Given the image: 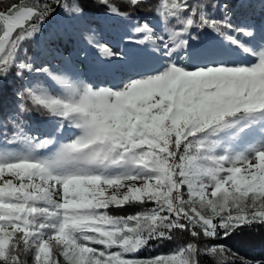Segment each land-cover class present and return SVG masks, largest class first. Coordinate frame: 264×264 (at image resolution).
I'll return each instance as SVG.
<instances>
[{"label":"trees","instance_id":"trees-1","mask_svg":"<svg viewBox=\"0 0 264 264\" xmlns=\"http://www.w3.org/2000/svg\"><path fill=\"white\" fill-rule=\"evenodd\" d=\"M20 8H30L31 15L13 30L14 47L0 59V169L33 166L32 172L18 170L20 181L0 186L5 236L0 264H264V177L239 178L238 188L229 190L221 183L248 158L233 166L224 160L222 170L211 155L226 133L264 121V102L217 104L196 92L171 107L163 122L139 124L120 158L103 116L114 102H124L121 96L136 80L162 90L157 82L171 80L177 65L181 70L230 68L246 92L254 82L264 85V0H0V34L1 17ZM179 10L190 20L182 37L202 39L203 23H213L221 34L212 43L217 48L204 41L198 49L189 45L166 52L157 42L154 51L148 49L144 28L170 39L179 27ZM88 27L96 29L94 38ZM57 39L72 43L73 51L89 52L80 80H89L95 90L72 107L56 102L51 86L45 94L37 86L38 76L75 69L72 51L61 58L50 51ZM103 47L121 59L109 65ZM37 56L45 61L40 68L33 67ZM35 119L43 123L35 125ZM115 155V163L133 156L138 174L162 182L174 194V210L158 192L63 206L33 179L99 168ZM241 157L233 151L224 156ZM120 168L117 163L112 169ZM9 214L27 229L14 227L17 220L4 218ZM57 232L66 238L49 240ZM189 244L190 256L182 255Z\"/></svg>","mask_w":264,"mask_h":264},{"label":"rangeland","instance_id":"rangeland-1","mask_svg":"<svg viewBox=\"0 0 264 264\" xmlns=\"http://www.w3.org/2000/svg\"><path fill=\"white\" fill-rule=\"evenodd\" d=\"M31 12L30 8H20L12 14L1 17L3 30L0 34V59L5 58L13 49L15 38H12L11 34L16 27L21 26L29 18ZM99 19H103V17H99ZM177 19L179 27L174 30L173 35L168 40L153 30L141 29L143 30L142 39L148 42V49L154 51L156 49L154 46L156 42L160 45L159 49H164L166 52L179 46H182L184 49L189 45H192L193 49H198L204 41L211 43V49L217 48V45H212V43H217L221 39L217 25L204 22L203 24L206 27L204 37L199 40L193 38L187 39L183 38L182 34L185 33L190 20L183 16L181 10L177 13ZM99 30L100 33H104V29L101 28ZM87 33L90 38H94L96 36V29L88 27ZM160 39H162L161 42H159ZM73 47V44L70 42L63 43L61 40H58L56 44H51L49 49L55 55H59L57 58L66 56L69 51H72L75 65L74 70L68 69L56 76H48L49 74L46 73L44 76H38L37 79V86L43 94L47 93L48 88L51 86L55 93L53 99L56 102H62L68 107H72L76 103H84L86 93L95 90L89 80L85 83H82L80 80V78H83L89 52L87 50L73 51ZM205 47L209 48V45L205 44ZM102 50L107 57L108 61L106 62L109 65L115 64L116 59H121V56L110 54L104 47ZM261 60L264 61V56H262ZM43 63L45 61L42 57L37 56L34 59L33 67L40 68ZM262 67H264V63H262ZM236 72L227 67H203L193 70H181L180 66L177 65L173 71L174 77L171 80L163 82L165 78L162 79L161 77L160 81L157 82L158 86L163 87L159 91L153 90L148 84L143 85L142 81L136 80L125 91L124 96H121L122 99L124 98V102H120L119 100L114 102L110 110L103 113L108 126L113 131L114 144L120 149L117 153L118 158H120L123 151L128 149L127 141H129V138L133 136L135 130L140 125L153 127L155 122H163L170 113L171 107L177 106L187 99H191L196 92L199 93L198 95H200L201 100L213 101L217 104H223L224 102L237 103L238 100L264 102V85L254 82V88L246 92L242 88L243 85L238 81ZM122 80L123 78L121 77L120 82ZM119 85L125 86L121 83ZM121 90L122 88H119L116 91L119 93ZM80 96L83 97L80 98ZM103 96L107 97L106 94H103ZM103 96L100 99L108 101ZM249 113L253 116V112ZM139 121L140 123H138ZM33 123L41 125L43 122L35 119ZM62 132H67V128L62 127ZM159 135L161 133L157 132L158 138ZM141 136L145 137L143 134ZM40 141L46 143L48 140H46V137H43ZM230 151L241 154L242 157L236 160H227L224 156ZM211 155L217 160L213 162L216 169L220 168L222 170L225 168L224 164H222L224 160L230 164L229 166H233L236 162H242L243 159L248 158L246 163L239 164L234 168L230 181L221 183L222 186H227L229 190H236L238 188L237 180L239 178L253 179L252 177H255V180H262L264 177V121L238 127L226 133L225 141H223L219 148L217 147L215 151L213 150ZM117 156L110 157L108 160L109 164L99 165V168H81L61 172L59 171L61 169H59V173L56 176L50 175L49 172L47 174L45 170L46 176L41 177L36 174L33 179L41 181V183L39 182L40 185L49 190L50 197L63 206H78L79 204H85L86 201L102 202L110 197L119 198L132 192H134V196L136 197L158 192L167 200L171 210H174L172 203L174 194L168 191L163 183L157 179L142 173L138 174V171L135 170L136 166L133 156H124L122 160L117 162L122 168L113 170L112 168L115 167V164L117 165L115 163ZM112 161H114L113 164H110ZM32 166L26 164L20 167V169L30 171L29 169H32ZM140 166L142 167V165ZM20 169L17 166L0 169V186L2 181V185H4L6 180L20 181L22 179L20 173L18 174V170ZM239 186H241L240 183ZM10 215L4 216V218L17 220V222L12 224L14 227L22 231L27 229L20 218H14ZM3 234L4 232L0 230V248L4 243L5 236ZM65 238L64 232H57L53 233L50 239H47ZM136 249L137 246H134L133 250ZM212 250L210 249L208 252L212 253ZM191 251L192 246L189 244L181 249V254L190 256Z\"/></svg>","mask_w":264,"mask_h":264}]
</instances>
